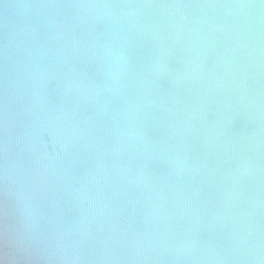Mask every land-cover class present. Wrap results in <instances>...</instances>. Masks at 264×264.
Returning a JSON list of instances; mask_svg holds the SVG:
<instances>
[{"label": "water", "instance_id": "obj_1", "mask_svg": "<svg viewBox=\"0 0 264 264\" xmlns=\"http://www.w3.org/2000/svg\"><path fill=\"white\" fill-rule=\"evenodd\" d=\"M0 264H264V0H0Z\"/></svg>", "mask_w": 264, "mask_h": 264}]
</instances>
